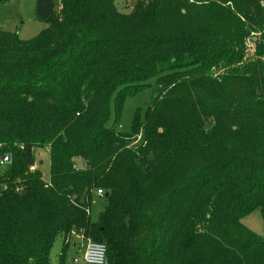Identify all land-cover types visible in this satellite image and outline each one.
Segmentation results:
<instances>
[{
  "label": "trees",
  "instance_id": "1",
  "mask_svg": "<svg viewBox=\"0 0 264 264\" xmlns=\"http://www.w3.org/2000/svg\"><path fill=\"white\" fill-rule=\"evenodd\" d=\"M116 1L60 0L30 41L0 31V264H52L74 235L108 264H264L242 224L264 223V0ZM146 90L145 120L120 131Z\"/></svg>",
  "mask_w": 264,
  "mask_h": 264
},
{
  "label": "rangeland",
  "instance_id": "2",
  "mask_svg": "<svg viewBox=\"0 0 264 264\" xmlns=\"http://www.w3.org/2000/svg\"><path fill=\"white\" fill-rule=\"evenodd\" d=\"M138 1L140 0H117L116 6L121 13L129 15L133 8L138 5ZM53 2L55 5L54 14L56 15L61 9L60 0H53ZM38 3L39 0H11L0 4V31L17 34L22 41H30L39 36L48 27V24L45 20L39 19L37 15ZM221 74L226 75L225 70H221ZM227 92L229 93L230 90ZM152 98V90H146L126 100L120 121V126L122 127L120 131L130 133L137 115H139L142 122L145 120L146 111L151 104ZM114 119L115 113L114 110H112L110 125H113ZM35 157L36 165H38L42 174V180L46 184V188H48L50 186L49 151L36 150ZM77 161V168L79 170L85 169V162L82 160ZM105 207L106 204L102 199L98 197L94 198L91 204V219L93 221L98 220L99 216L105 211ZM242 224L258 237L264 239V223L260 210H256L243 218ZM74 236L80 237L81 239L73 237V239L69 241L70 247L66 251L64 259V239L61 237L57 239L51 254L52 264H86L81 261L85 251V245L82 243L83 237L80 235ZM72 242H76L77 244H72ZM86 242L87 241L84 240V243Z\"/></svg>",
  "mask_w": 264,
  "mask_h": 264
},
{
  "label": "built area",
  "instance_id": "3",
  "mask_svg": "<svg viewBox=\"0 0 264 264\" xmlns=\"http://www.w3.org/2000/svg\"><path fill=\"white\" fill-rule=\"evenodd\" d=\"M255 41L256 38H252L247 45V57L253 58L255 54ZM119 129H122L120 126ZM141 140V136L137 138L136 144ZM12 163V157L10 155H6L0 158V166L6 167ZM39 170L38 165H34L30 168L31 173H35ZM17 192H21V189H17ZM98 196L103 197V191H98ZM87 213L90 214L91 210L88 209ZM77 261V260H76ZM81 261L86 264H108L107 263V247L103 244L95 243L91 240L87 241L85 244L84 255L82 256ZM78 262V261H77Z\"/></svg>",
  "mask_w": 264,
  "mask_h": 264
},
{
  "label": "water",
  "instance_id": "4",
  "mask_svg": "<svg viewBox=\"0 0 264 264\" xmlns=\"http://www.w3.org/2000/svg\"><path fill=\"white\" fill-rule=\"evenodd\" d=\"M54 13H55V5L53 0H39L37 7V15L39 19L47 20L50 17H52ZM106 197H108V195Z\"/></svg>",
  "mask_w": 264,
  "mask_h": 264
},
{
  "label": "crops",
  "instance_id": "5",
  "mask_svg": "<svg viewBox=\"0 0 264 264\" xmlns=\"http://www.w3.org/2000/svg\"><path fill=\"white\" fill-rule=\"evenodd\" d=\"M77 163H78V161H77ZM74 238H76V239H81L80 237H77V236H73ZM73 237H71V239H73ZM70 239V240H71ZM75 239V240H76ZM84 245L86 244V243H84V240H83V242H82ZM72 244H77L76 242H72Z\"/></svg>",
  "mask_w": 264,
  "mask_h": 264
}]
</instances>
